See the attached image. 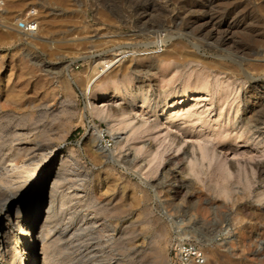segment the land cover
<instances>
[{
    "label": "rangeland",
    "instance_id": "1",
    "mask_svg": "<svg viewBox=\"0 0 264 264\" xmlns=\"http://www.w3.org/2000/svg\"><path fill=\"white\" fill-rule=\"evenodd\" d=\"M66 1L27 0L15 11H37L31 44L0 32V154L21 148L14 171H0V224L14 232L3 255L30 264L13 218L43 187L51 264H175L184 241L205 264H264V0ZM9 3L0 0V15ZM209 16L218 25L204 31ZM117 48L124 60L110 58ZM198 73L207 88L195 87ZM191 93L197 99L183 101ZM172 108L210 116L213 128L188 139L169 122ZM9 192L18 199L2 206Z\"/></svg>",
    "mask_w": 264,
    "mask_h": 264
},
{
    "label": "bare ground",
    "instance_id": "2",
    "mask_svg": "<svg viewBox=\"0 0 264 264\" xmlns=\"http://www.w3.org/2000/svg\"><path fill=\"white\" fill-rule=\"evenodd\" d=\"M10 3H9V10L7 11V13H5L4 15H0V21L1 23H3L4 25H1V27H5V29L3 31H0V32H4V33H7L9 36H14V37H19L23 40H27V44H31V41H29L30 37H31V33H26L24 31H22L21 29H19V20L21 19H17L15 18V11L17 10H20V9H24L27 5V0L25 1H22V0H8ZM52 1H55L63 6H67L68 3L66 0H52ZM169 1V0H168ZM20 2V3H19ZM217 2V1H216ZM46 5V4H45ZM166 5V4H165ZM164 5V6H165ZM209 6V5H208ZM68 7V6H67ZM160 7V6H159ZM27 8V7H26ZM164 8V7H163ZM168 8V7H167ZM198 8V7H197ZM7 9V8H6ZM195 10V9H194ZM203 10V9H202ZM207 10V9H206ZM191 11V10H189ZM232 11V10H231ZM175 12V11H174ZM186 12V11H185ZM197 12V11H196ZM49 13V12H48ZM166 13V12H164ZM243 14V13H242ZM242 16V15H241ZM40 23L42 22L43 24H45L46 26H48V24L52 21V18L46 14H41V18H40ZM15 20V21H13ZM201 21H203L202 23L199 22L197 24L200 25V27L202 28V30L206 31L208 30V28L210 27V29H212L213 27H215L217 22L215 21V19L212 17V16H209L208 18H205L203 17L201 19ZM39 23V21H38ZM147 23V22H146ZM151 23V22H150ZM177 23V22H176ZM229 23V22H228ZM229 25V24H228ZM226 25V27L228 26ZM232 25V24H231ZM230 26V25H229ZM217 27V26H216ZM233 27V26H232ZM40 28V27H39ZM37 28V33L38 31H40V29ZM220 29V28H219ZM201 30V29H200ZM217 30V29H215ZM224 30V29H223ZM237 30V29H236ZM219 31V30H218ZM232 31V30H231ZM217 32V31H216ZM226 32V31H225ZM229 32V31H228ZM234 32V30H233ZM189 33V32H188ZM204 33V32H203ZM231 33V32H230ZM159 34V33H158ZM216 34V33H215ZM1 36V35H0ZM99 37V36H98ZM102 37V36H101ZM101 39V38H100ZM163 39V38H162ZM160 42V41H159ZM174 46V45H173ZM196 47V45H195ZM179 50L177 48H175V50L168 55L166 56L167 58L169 57H173L175 56L176 54H178ZM180 53V52H179ZM182 54V53H181ZM192 54V53H191ZM260 54V53H259ZM121 55H123L122 57H120ZM184 55V54H183ZM194 55V54H193ZM120 57V60H124L125 58V52H123V50L121 48H117V50H115V52L111 53L110 55V58L112 57ZM164 56V55H163ZM180 56V55H179ZM189 56V55H188ZM178 57V55H177ZM175 56V58H177ZM196 57V56H194ZM164 58V57H163ZM197 61L199 63V65H202V63L205 64V67L208 69L209 67H211L212 65V68H214L217 72L219 71H225V67L219 63V62H215L213 64L209 63L208 60L207 61H203L201 59H199V57H197ZM242 59V58H241ZM102 60V59H100ZM104 60V59H103ZM117 60V59H116ZM119 60V61H120ZM211 61V60H210ZM117 62V61H116ZM190 62V61H189ZM103 63L105 62H97V64H94L92 65V67H90L89 69V73L90 76L92 77L93 74H96V72L98 71L97 69L100 67H103ZM260 64V63H259ZM99 65V67H98ZM113 65V64H112ZM118 66V65H117ZM111 68L113 69L114 66ZM111 69V70H112ZM205 69V68H204ZM235 71H230V73L234 74ZM221 73V72H220ZM89 76V77H90ZM90 77V78H91ZM203 77V78H201ZM113 78V77H112ZM197 79H199L198 83L195 84V87L196 88H207V85H208V82L206 80V78H204V75L201 74V73H198V75L196 76ZM89 79V78H88ZM107 79V78H106ZM6 80V79H5ZM109 80V79H108ZM98 81V80H97ZM104 81V80H103ZM106 81V80H105ZM102 82V80L100 81ZM195 89V88H194ZM196 90V89H195ZM195 90H192V91H195ZM187 93V92H186ZM189 93V92H188ZM6 96V95H5ZM10 98H12L13 101H19L22 97H23V94L22 93H18V94H14V93H11L9 94ZM198 97V95H195L194 93H191L189 95H186V97H184L183 101H194L196 100ZM224 104L227 103V98L225 97L224 98ZM193 106V104L191 105L190 104V107ZM95 107H99V106H95ZM170 107H173V105H171ZM180 108V107H179ZM175 110H177V108H172L171 109V113L173 112L172 116L170 117V121L171 123H176L173 125V128L174 126L176 125L177 127L179 125H184L185 127V131H183L182 133L184 135H186V137L189 139V134L191 133H195L198 129H206L207 131L210 129L213 128V124L211 123V117L210 116H207L206 118H202L200 114H198L196 112V110H188L187 108L183 109L182 108V112H179V110H177L175 112ZM223 111V106L220 107V111L218 112V114H215V116L218 117V119H221V116H222V112ZM170 112V111H169ZM163 115V114H162ZM161 115V116H162ZM167 115V114H166ZM210 115V114H209ZM219 122V121H218ZM216 125V124H215ZM214 125V126H215ZM217 125H220L219 127H223V125H221V123L217 124ZM216 125V126H217ZM168 127V125H167ZM195 127V129H193ZM183 128V127H182ZM184 129V128H183ZM202 129V130H203ZM201 130V132H202ZM177 131V129H176ZM182 131V130H180ZM95 132V131H94ZM198 133L197 137L199 136V132H196ZM195 133V134H196ZM210 133V132H209ZM203 134H205L203 132ZM202 134V135H203ZM219 136V134H217ZM94 136H95V141L97 144H100L101 142V134L99 132H95L94 133ZM195 136V135H194ZM207 136H210L208 133H207ZM200 137V136H199ZM236 137V136H235ZM175 138V137H174ZM177 138V137H176ZM247 139V138H246ZM13 140V139H12ZM16 140V139H15ZM179 140V139H177ZM9 141V140H8ZM246 141V140H245ZM236 143V142H235ZM234 143V144H235ZM210 144V143H209ZM242 144V143H241ZM241 144H236L237 147H241ZM9 145V143L7 144V146ZM14 145V144H13ZM27 146V145H26ZM244 146V145H243ZM235 147V146H234ZM26 148V147H25ZM101 149V148H100ZM229 149V148H228ZM227 149V150H228ZM21 150V148H19V146H17L16 148L14 147H9L3 150L2 151V154H0V171H4V170H7L8 172H12L14 171L15 169V162L18 160L19 156V151ZM227 150H226V153H227ZM231 150V149H230ZM231 151H234V154L233 155H237L238 156V151L237 149L234 148V150H231ZM33 152V151H32ZM230 152V151H229ZM31 153V152H30ZM50 154V158H49V162H51L47 169H46V174H45V183H46V189H47V186L49 183H52V180L55 178V171H54V165H57L55 164V162H57L58 160V154H59V150L55 147V148H52V150L49 152ZM24 155V154H23ZM29 155V153H28ZM26 155V156H28ZM37 155V154H36ZM241 155V154H240ZM244 155V154H243ZM33 156V155H32ZM35 157V156H34ZM240 157V156H239ZM36 158V157H35ZM181 158V157H180ZM226 158V157H225ZM28 159V157H27ZM33 160V159H32ZM28 161V160H27ZM30 161V160H29ZM28 161V162H29ZM125 161V160H124ZM172 161V160H171ZM21 162V161H20ZM174 164V163H173ZM21 166V164H19ZM18 165V166H19ZM263 166V165H262ZM264 168V167H263ZM261 172V171H260ZM259 172V173H260ZM264 173V172H263ZM3 174V173H2ZM1 175V174H0ZM17 177V176H15ZM21 177V176H20ZM19 178V177H18ZM162 178V177H161ZM218 178V177H217ZM216 179V178H215ZM2 181L4 180L1 179ZM218 180V179H217ZM5 181V180H4ZM47 181V182H46ZM160 181V180H159ZM220 181V180H219ZM10 182V181H9ZM161 182V181H160ZM217 182V181H216ZM19 183V182H18ZM21 183V182H20ZM19 183V184H20ZM23 183V182H22ZM162 183V182H161ZM181 183V182H180ZM15 184V183H14ZM176 184V183H175ZM184 184V183H183ZM181 184V186L183 185ZM6 185V184H5ZM10 185V184H9ZM18 185V184H17ZM179 185V184H178ZM11 186V185H10ZM44 186V184H43ZM180 186V185H179ZM186 187V184L185 186ZM2 189V188H1ZM0 189V190H1ZM176 190V189H175ZM8 192V191H7ZM43 187H41V190L39 192V194L37 195L36 199L34 200V202L32 203L31 207L28 209V212L26 213H22L23 211L21 209H19V207H16V212H15V216L13 218V222L15 224V229L16 230H19L20 232L23 233L24 235V238L26 239L27 242V246L29 247V250H30V264H37V261L40 262V264H51L50 262V256L48 254V250H49V246H45L44 243H43V237L44 235L47 233L46 231V227H47V223H48V220L50 219V214H51V210H50V207L48 205V207L45 205L43 206ZM47 190H46V195H45V198L47 197ZM48 198V197H47ZM16 199H18V196L15 195V194H12L9 192V194L6 195L5 199L3 200V205L2 206H5L6 204H9L13 201H15ZM52 203V195L50 194V197H49V204ZM2 207H0V217L2 216ZM25 209V207H24ZM14 234V232L9 228V227H4L3 225L0 224V258H2V261L0 260V264H4L5 261L8 262V264H14L15 261L17 262H20V259H17V255L16 253H12V255H9V256H6V255H3L4 254V251H6L5 249H7L9 247V245L11 244L10 242V235ZM12 238V237H11ZM13 240V238H12ZM14 241V240H13ZM10 249V247H9ZM10 252V251H9ZM4 257V258H3ZM23 261V260H22ZM19 264V263H18Z\"/></svg>",
    "mask_w": 264,
    "mask_h": 264
},
{
    "label": "built area",
    "instance_id": "3",
    "mask_svg": "<svg viewBox=\"0 0 264 264\" xmlns=\"http://www.w3.org/2000/svg\"><path fill=\"white\" fill-rule=\"evenodd\" d=\"M37 11L30 9L19 20V29L26 33H34L38 28ZM104 145L111 146L110 139L104 138ZM175 264H205V255L194 243L189 241L179 242L174 248Z\"/></svg>",
    "mask_w": 264,
    "mask_h": 264
}]
</instances>
